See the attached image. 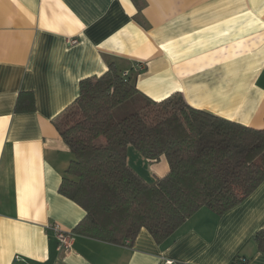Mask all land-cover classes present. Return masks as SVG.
<instances>
[{"label": "crops", "instance_id": "0c3cea01", "mask_svg": "<svg viewBox=\"0 0 264 264\" xmlns=\"http://www.w3.org/2000/svg\"><path fill=\"white\" fill-rule=\"evenodd\" d=\"M111 64L137 75L143 98L180 93L264 128V0H0V264H264V182L223 215L201 209L162 243L143 229L132 247L74 235L58 250L52 227L72 233L85 211L59 193L73 155L55 123L81 81ZM28 92L36 108L18 112ZM136 151L128 163L147 182L168 173L164 156L151 163Z\"/></svg>", "mask_w": 264, "mask_h": 264}, {"label": "trees", "instance_id": "16d2710c", "mask_svg": "<svg viewBox=\"0 0 264 264\" xmlns=\"http://www.w3.org/2000/svg\"><path fill=\"white\" fill-rule=\"evenodd\" d=\"M123 73L111 64L82 80L79 97L55 123L73 155L59 193L85 211L72 234L132 247L145 229L162 243L201 209L223 215L260 187L264 128L195 109L180 93L161 102L143 98L137 75ZM133 98L138 111L118 121L114 110ZM16 108L34 111V94L22 93ZM130 146L151 163L164 156L168 173L147 182L128 163ZM263 236H256L260 244Z\"/></svg>", "mask_w": 264, "mask_h": 264}, {"label": "built area", "instance_id": "2783aa9c", "mask_svg": "<svg viewBox=\"0 0 264 264\" xmlns=\"http://www.w3.org/2000/svg\"><path fill=\"white\" fill-rule=\"evenodd\" d=\"M70 43L72 45H74V44H77L78 41L72 40ZM143 69L144 68L139 67L135 71H142ZM129 74H130V72L126 71L123 73V76L127 77V76H129ZM52 228H53V231L55 232L56 239L58 242V250L60 252L68 251L71 248V245L73 243L74 234H72L71 232L64 231L58 224L54 225ZM168 264H173V262H168Z\"/></svg>", "mask_w": 264, "mask_h": 264}, {"label": "rangeland", "instance_id": "374dc122", "mask_svg": "<svg viewBox=\"0 0 264 264\" xmlns=\"http://www.w3.org/2000/svg\"><path fill=\"white\" fill-rule=\"evenodd\" d=\"M139 103H140V100L137 98H133L129 100L128 102H125L124 104H122L121 106H119L117 109L114 110L115 118L118 121H120L128 117L129 115L137 112L139 109ZM133 152H134V149H133ZM136 152L139 153L138 150Z\"/></svg>", "mask_w": 264, "mask_h": 264}]
</instances>
